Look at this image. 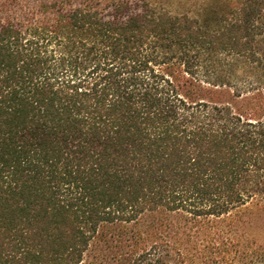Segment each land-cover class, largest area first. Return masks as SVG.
Instances as JSON below:
<instances>
[{
  "label": "trees",
  "instance_id": "1",
  "mask_svg": "<svg viewBox=\"0 0 264 264\" xmlns=\"http://www.w3.org/2000/svg\"><path fill=\"white\" fill-rule=\"evenodd\" d=\"M214 3L0 0V264H264V0Z\"/></svg>",
  "mask_w": 264,
  "mask_h": 264
},
{
  "label": "rangeland",
  "instance_id": "2",
  "mask_svg": "<svg viewBox=\"0 0 264 264\" xmlns=\"http://www.w3.org/2000/svg\"><path fill=\"white\" fill-rule=\"evenodd\" d=\"M151 3L157 7H161L167 10H170L174 13H182L188 12L190 14H205L206 10L209 11L210 7L214 10H222L224 8V4L214 3L215 0H150ZM221 8V9H220ZM250 230L254 235L261 234L264 229V220H256L252 224H250ZM104 248L97 246L93 248V250L89 253L88 259L94 260L97 258L101 262L100 264H109L111 261L112 252L105 251ZM108 256V257H107ZM108 261V262H107Z\"/></svg>",
  "mask_w": 264,
  "mask_h": 264
}]
</instances>
